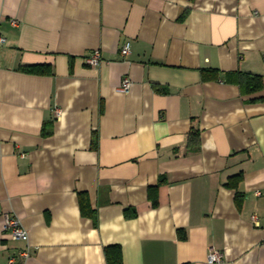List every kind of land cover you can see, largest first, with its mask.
<instances>
[{"label":"crops","instance_id":"1","mask_svg":"<svg viewBox=\"0 0 264 264\" xmlns=\"http://www.w3.org/2000/svg\"><path fill=\"white\" fill-rule=\"evenodd\" d=\"M0 35V264H264V0H0Z\"/></svg>","mask_w":264,"mask_h":264},{"label":"built area","instance_id":"2","mask_svg":"<svg viewBox=\"0 0 264 264\" xmlns=\"http://www.w3.org/2000/svg\"><path fill=\"white\" fill-rule=\"evenodd\" d=\"M16 23H17L16 21H13V24H16ZM5 42H6L5 37L0 35V44H3ZM120 52L123 56L128 55L129 43H125L122 46ZM101 59L102 58H101L100 50L95 49L86 58V63L91 65V66H98L100 64V62L102 61ZM130 87H131V80L129 79V77H124L122 80V85H121V88L119 89V91H121L123 93H127L129 91ZM58 113H59V111H57V114ZM256 194L259 195L260 192H257ZM251 221L254 225H256V226L259 225V219H258V215L256 213H253L251 215ZM4 230L15 239H20V240H24V241H27V239H28V233H27L26 229L22 226L20 220L15 215L5 214V216H4ZM21 254L24 255L25 257L28 256L27 251H23V252H21ZM223 259H224L223 254L219 250L212 247V248H210V250L208 252L206 261L209 264H214V263L222 262ZM14 262H15V257L11 256L9 258V263L13 264Z\"/></svg>","mask_w":264,"mask_h":264},{"label":"trees","instance_id":"3","mask_svg":"<svg viewBox=\"0 0 264 264\" xmlns=\"http://www.w3.org/2000/svg\"><path fill=\"white\" fill-rule=\"evenodd\" d=\"M204 78H207L208 74H213V76H210V78H218V72L215 69H206L203 71ZM236 80L242 87V90L246 93H252L255 91H258L262 88V76L256 75V74H250V73H236ZM197 139V134L192 133L189 137L190 143H193V141ZM236 178H232L234 181V186L236 184L235 181ZM230 181L229 184L233 185V181ZM154 204H156V200L154 201ZM80 206L83 215H91V211L88 207L87 203V197L83 194L80 195ZM183 237V235H180ZM106 257L110 264H121V252L118 246H110L106 249Z\"/></svg>","mask_w":264,"mask_h":264}]
</instances>
